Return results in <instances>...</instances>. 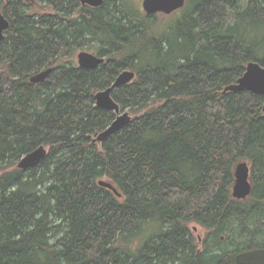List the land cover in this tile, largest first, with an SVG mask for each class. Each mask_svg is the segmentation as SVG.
Segmentation results:
<instances>
[{
	"label": "trees",
	"instance_id": "trees-1",
	"mask_svg": "<svg viewBox=\"0 0 264 264\" xmlns=\"http://www.w3.org/2000/svg\"><path fill=\"white\" fill-rule=\"evenodd\" d=\"M186 3L163 22L128 0H0V264H237L264 248V97L224 93L264 67V0ZM85 49L105 62L80 67ZM125 70L112 97L132 120L94 143L117 117L95 95Z\"/></svg>",
	"mask_w": 264,
	"mask_h": 264
},
{
	"label": "water",
	"instance_id": "water-1",
	"mask_svg": "<svg viewBox=\"0 0 264 264\" xmlns=\"http://www.w3.org/2000/svg\"><path fill=\"white\" fill-rule=\"evenodd\" d=\"M105 0H80L83 6L100 7ZM187 0H143L142 7L146 15H171L184 8ZM10 26L9 21L3 14H0V43L4 38L5 31ZM78 65L82 68L94 69L105 62V58L99 57L91 52L82 51L77 55ZM52 70H46L33 76L30 81L33 84H40L45 81L51 74ZM136 73L125 70L118 75L114 84L95 95L96 106L102 110L115 112L117 117L114 122L103 132L93 139L94 143H102L115 132L122 129L128 124L132 117L129 112H122L119 104L112 97L114 90L126 86L134 81ZM248 91L264 97V67L257 62H250L244 75L238 79L235 84L225 88L226 92ZM264 112V107H263ZM48 151L41 147L36 151L28 154L23 158L18 168L27 170L38 164L47 156ZM99 185L112 190L118 196H121L111 182L101 180ZM253 191L252 165L248 161L239 162L235 167V181L232 188V198L238 201L246 200ZM237 264H264V248L239 253L236 256Z\"/></svg>",
	"mask_w": 264,
	"mask_h": 264
},
{
	"label": "rangeland",
	"instance_id": "rangeland-1",
	"mask_svg": "<svg viewBox=\"0 0 264 264\" xmlns=\"http://www.w3.org/2000/svg\"><path fill=\"white\" fill-rule=\"evenodd\" d=\"M128 2L131 5V7L135 8V9H138L141 12L144 13V10H143V7H142L143 0H128ZM187 2H188V0H187ZM180 13H181L180 11H177V12L171 14V15H168V16L163 15V14H159L158 17H159V19L161 21L165 22L167 20H173V18L175 17L174 15H179ZM83 51H87V52H91V53L95 54L93 51H89L87 49H85ZM76 62L78 63L77 56H76ZM151 231H153V230H151ZM195 231H196L195 232L196 233V236L199 237V238L205 237L206 234H207V231L205 229H203L201 227H198V226H196V230Z\"/></svg>",
	"mask_w": 264,
	"mask_h": 264
},
{
	"label": "bare ground",
	"instance_id": "bare-ground-1",
	"mask_svg": "<svg viewBox=\"0 0 264 264\" xmlns=\"http://www.w3.org/2000/svg\"><path fill=\"white\" fill-rule=\"evenodd\" d=\"M48 70H49V69H48ZM51 70H52V69H51ZM130 71H131V70H130ZM43 72H44V71H43ZM133 72H134V71H133ZM35 75H36V74H35ZM31 78H32V77H31ZM113 84H114V83H113ZM113 84H112V85H113ZM40 148H41V147H40ZM38 149H39V148H38ZM35 151H36V150H35ZM33 152H34V151H33ZM26 156H27V155H26ZM26 156H25V157H26ZM25 157H24V158H25Z\"/></svg>",
	"mask_w": 264,
	"mask_h": 264
}]
</instances>
